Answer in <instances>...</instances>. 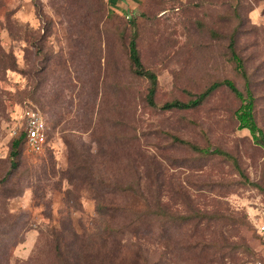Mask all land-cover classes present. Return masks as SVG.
I'll list each match as a JSON object with an SVG mask.
<instances>
[{
  "label": "rangeland",
  "instance_id": "1",
  "mask_svg": "<svg viewBox=\"0 0 264 264\" xmlns=\"http://www.w3.org/2000/svg\"><path fill=\"white\" fill-rule=\"evenodd\" d=\"M232 36L264 132V0H0V264H264V148L239 129L240 101L222 88L159 110L223 80L244 92ZM29 109L47 142L22 143L11 172Z\"/></svg>",
  "mask_w": 264,
  "mask_h": 264
},
{
  "label": "trees",
  "instance_id": "2",
  "mask_svg": "<svg viewBox=\"0 0 264 264\" xmlns=\"http://www.w3.org/2000/svg\"><path fill=\"white\" fill-rule=\"evenodd\" d=\"M229 50V61L233 64L236 73L242 78L245 84L244 92L239 91L235 84L229 80H223L221 82H215L211 84L206 90H204L199 95L195 96L194 99L184 103L180 101H171L163 104L159 107L160 111L172 112V111H188L200 107L213 93L219 89L225 88L229 90L239 101L240 106L235 112V119L240 130H246L252 137L254 144L264 148V132L259 128L255 119V102L256 99L251 91L249 77L245 69L244 62L238 56L235 50V37L232 36L229 40L228 45ZM4 54H2L3 56ZM1 56V57H2ZM3 64V61L0 62ZM128 63L130 71L133 76L144 79L148 82L149 88L146 95V103L152 108H157L155 104V96L157 92L158 80L157 76L145 69L142 64L139 51L137 48V41L132 39L128 44ZM6 70V69H3ZM175 143L184 145L190 148L193 152L205 155L210 154L208 149H200L188 142L179 140L176 137L172 138ZM22 143H25V133L23 130L20 131L19 136L14 139L11 144L10 152V169L11 172L17 171L19 168V158H20V147ZM211 154L221 156L227 160L235 163L234 159L220 150H214ZM57 242V248H59V241Z\"/></svg>",
  "mask_w": 264,
  "mask_h": 264
},
{
  "label": "built area",
  "instance_id": "3",
  "mask_svg": "<svg viewBox=\"0 0 264 264\" xmlns=\"http://www.w3.org/2000/svg\"><path fill=\"white\" fill-rule=\"evenodd\" d=\"M20 130L25 133V145L31 152L40 154L44 151L47 142V125L37 109L24 111ZM256 233L264 252V224L257 227Z\"/></svg>",
  "mask_w": 264,
  "mask_h": 264
}]
</instances>
